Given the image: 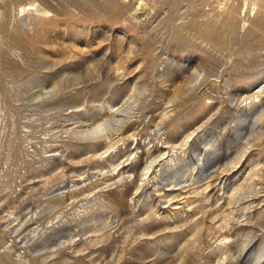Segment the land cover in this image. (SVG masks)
Here are the masks:
<instances>
[{
	"label": "rangeland",
	"instance_id": "rangeland-1",
	"mask_svg": "<svg viewBox=\"0 0 264 264\" xmlns=\"http://www.w3.org/2000/svg\"><path fill=\"white\" fill-rule=\"evenodd\" d=\"M261 86L264 0H0V264H264Z\"/></svg>",
	"mask_w": 264,
	"mask_h": 264
},
{
	"label": "bare ground",
	"instance_id": "bare-ground-1",
	"mask_svg": "<svg viewBox=\"0 0 264 264\" xmlns=\"http://www.w3.org/2000/svg\"><path fill=\"white\" fill-rule=\"evenodd\" d=\"M263 94H264V86H261V87H259L257 89V91L254 94H251V96L247 97L250 100V102L249 103H246L245 102V106L244 107H246L247 104L248 105H251V106H256L257 104H261V102H262V95ZM245 120H242V122L245 121ZM240 121L241 120L239 118L238 122H240ZM190 137H191V135L187 139H189ZM186 143H187V141L185 142V144ZM172 149H173L172 147L171 148L169 147L168 149H166V151L164 153H162L157 158L153 159L148 164V166L145 167V173L142 174V178L140 180L141 183H140L138 189H136L137 192H138V190H140L144 186L145 183L149 182V180L151 181L153 178L156 177L157 173L159 172L158 169L160 167L164 166L165 164L167 165V164H169L172 161V159L174 158V154H175V153L172 152Z\"/></svg>",
	"mask_w": 264,
	"mask_h": 264
}]
</instances>
